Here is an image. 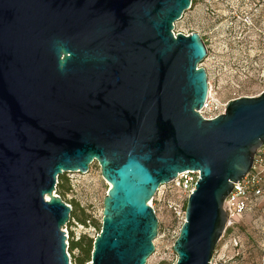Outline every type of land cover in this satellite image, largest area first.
I'll list each match as a JSON object with an SVG mask.
<instances>
[{"label": "water", "instance_id": "1", "mask_svg": "<svg viewBox=\"0 0 264 264\" xmlns=\"http://www.w3.org/2000/svg\"><path fill=\"white\" fill-rule=\"evenodd\" d=\"M191 3L0 0V264H77L81 237L84 264H146L149 201L185 172L199 179L175 264H211L223 202L264 144V92L199 115L206 47L172 33Z\"/></svg>", "mask_w": 264, "mask_h": 264}, {"label": "rangeland", "instance_id": "2", "mask_svg": "<svg viewBox=\"0 0 264 264\" xmlns=\"http://www.w3.org/2000/svg\"><path fill=\"white\" fill-rule=\"evenodd\" d=\"M173 31L201 37L206 56L199 66L220 104L264 92V0H192ZM149 204L158 231L146 264H175L172 247L180 224L173 209L184 210L186 201L165 185ZM211 264H264V183L262 196L225 228Z\"/></svg>", "mask_w": 264, "mask_h": 264}, {"label": "built area", "instance_id": "3", "mask_svg": "<svg viewBox=\"0 0 264 264\" xmlns=\"http://www.w3.org/2000/svg\"><path fill=\"white\" fill-rule=\"evenodd\" d=\"M172 33L175 37L174 31ZM226 105L220 104L208 83L207 98L198 113L204 120H212L224 113ZM198 179V172H185L178 174L167 186L176 190L182 199L186 201L193 192ZM262 183H264V144L256 149L250 171L238 183L232 185L231 192L223 202L222 210L226 217L227 226L234 224L236 220L249 210L252 201L262 196ZM149 206L152 208L150 204ZM173 211L181 227L184 222V210L182 208H174Z\"/></svg>", "mask_w": 264, "mask_h": 264}, {"label": "trees", "instance_id": "4", "mask_svg": "<svg viewBox=\"0 0 264 264\" xmlns=\"http://www.w3.org/2000/svg\"><path fill=\"white\" fill-rule=\"evenodd\" d=\"M63 175L58 176L57 178V184L55 187V193L59 196V198H61V196L63 195V191H62V185L64 184V179H63ZM75 218V214H74V209H71L70 215H69V222L67 224V227H70V225H72V221ZM77 221L81 224L84 225L85 221L84 220H80L77 218ZM101 229V227H99V230ZM92 240L90 239H86L85 237H81L79 240L77 241H73L71 240L70 243H68V247H67V252L72 253L74 250H78L79 251V258L76 259L77 264H84V263H89L90 262V258H91V252H92Z\"/></svg>", "mask_w": 264, "mask_h": 264}]
</instances>
